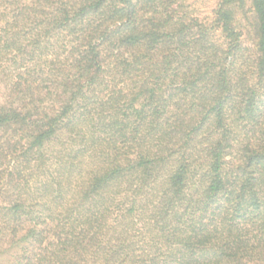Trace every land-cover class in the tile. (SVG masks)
Listing matches in <instances>:
<instances>
[{"label":"trees","instance_id":"trees-1","mask_svg":"<svg viewBox=\"0 0 264 264\" xmlns=\"http://www.w3.org/2000/svg\"><path fill=\"white\" fill-rule=\"evenodd\" d=\"M184 2L0 0V264H264V0Z\"/></svg>","mask_w":264,"mask_h":264},{"label":"rangeland","instance_id":"rangeland-1","mask_svg":"<svg viewBox=\"0 0 264 264\" xmlns=\"http://www.w3.org/2000/svg\"><path fill=\"white\" fill-rule=\"evenodd\" d=\"M218 0H185L184 4L187 11H189L193 16L199 18L200 20L210 21L213 14V9L215 8ZM243 25V22L241 21ZM244 43L249 45L247 38H243Z\"/></svg>","mask_w":264,"mask_h":264}]
</instances>
